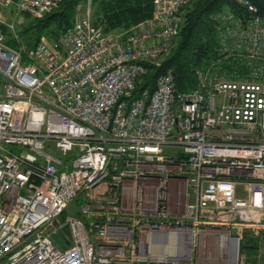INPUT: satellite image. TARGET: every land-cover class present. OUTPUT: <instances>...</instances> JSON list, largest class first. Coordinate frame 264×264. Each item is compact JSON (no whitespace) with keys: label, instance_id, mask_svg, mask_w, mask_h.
Returning a JSON list of instances; mask_svg holds the SVG:
<instances>
[{"label":"built area","instance_id":"built-area-1","mask_svg":"<svg viewBox=\"0 0 264 264\" xmlns=\"http://www.w3.org/2000/svg\"><path fill=\"white\" fill-rule=\"evenodd\" d=\"M60 1L0 0V264H244L264 231V14L212 16L219 56L191 89L167 69L136 90L193 0L118 33L88 0L57 38L6 44L2 8Z\"/></svg>","mask_w":264,"mask_h":264},{"label":"trees","instance_id":"trees-1","mask_svg":"<svg viewBox=\"0 0 264 264\" xmlns=\"http://www.w3.org/2000/svg\"><path fill=\"white\" fill-rule=\"evenodd\" d=\"M81 1L85 0H61L56 8L41 17L24 14L25 20L16 31L18 40L9 37L11 32L4 27L6 44L16 46L21 43L29 50L36 45L41 36L57 38L71 26L75 8ZM249 1L256 7L257 14H264V0ZM92 4L94 22L102 20L107 31L127 28L145 19L151 15L153 8L152 0H92ZM225 8L239 13L245 12L235 0H193L183 7L182 25L174 45L159 65H149V72L143 76L136 90L152 85L155 76L167 69L174 72L177 90L191 89L196 83L195 71L219 56L212 16ZM221 64L223 67L229 65L227 62ZM241 247L251 257L250 261L256 264V259L252 257L258 247L257 240L246 237ZM262 258L261 264H264V255Z\"/></svg>","mask_w":264,"mask_h":264},{"label":"rangeland","instance_id":"rangeland-1","mask_svg":"<svg viewBox=\"0 0 264 264\" xmlns=\"http://www.w3.org/2000/svg\"><path fill=\"white\" fill-rule=\"evenodd\" d=\"M87 4H88V0L79 2L77 4L76 8H75V14L76 13H80V12H84V10L86 9V5ZM91 9H92V15H93V13H94V6L92 4V0H91ZM1 10H2V12L5 13L4 22H6L7 24H12L13 27H14L15 33H16V31L19 29L18 27L20 25H22V23L24 22V20H25L24 19V14H26V13L16 14V12H15V3L14 4L12 3L9 7L2 8ZM97 23H102L103 24V27H104V30H105V25H104V23H103L102 20L97 21ZM4 27L7 30L9 28L7 25L4 26ZM123 29H125V28H118V29L110 30L109 32L118 33V32H122ZM105 31H107V30H105ZM8 36L11 37L12 36V33H11V35L9 34ZM42 37L43 36H41L40 39ZM161 61L162 60H160V62ZM160 62H159V64H160ZM54 153H55V155H57L58 157L63 158V159L64 158H69V156H70L69 154L62 155L59 151H54ZM78 204H79V201L74 200L71 203V205L67 208L66 213H70V214L76 213L77 212V206H78ZM251 234L253 235V236H251L252 238H254L257 235L255 239L257 240V244H258L256 253H254V255H253L252 258H255L256 259V264H261V261L263 259L262 256L264 255V231H260L257 234L256 233H251ZM215 244H216L215 238L214 237L210 238V240L208 241V245L210 246V250L213 251V248H215ZM256 257H258V258H256ZM250 259H251V257H249V255L247 254V251L241 247L240 261L242 263L245 262L244 264H253L250 261Z\"/></svg>","mask_w":264,"mask_h":264}]
</instances>
